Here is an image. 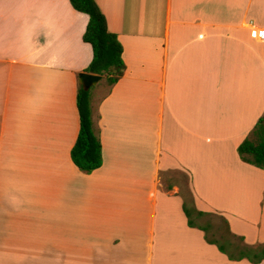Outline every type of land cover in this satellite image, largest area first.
<instances>
[{"label":"crops","instance_id":"0c3cea01","mask_svg":"<svg viewBox=\"0 0 264 264\" xmlns=\"http://www.w3.org/2000/svg\"><path fill=\"white\" fill-rule=\"evenodd\" d=\"M93 2L123 71L89 88L101 166L84 173L69 151L87 17L68 0H0V264H251L181 204L264 243V170L236 152L264 117V0Z\"/></svg>","mask_w":264,"mask_h":264},{"label":"trees","instance_id":"16d2710c","mask_svg":"<svg viewBox=\"0 0 264 264\" xmlns=\"http://www.w3.org/2000/svg\"><path fill=\"white\" fill-rule=\"evenodd\" d=\"M68 2L73 11L87 17L81 41L89 45L91 59L83 73L99 76L108 86L113 85L123 71L121 47L115 35L107 32L105 21L93 0ZM89 90L84 91L80 85L77 86L75 109L78 130L69 151L71 164L84 173H90L101 166V147L91 126ZM236 152L241 162L264 170V117L256 121L249 135L238 145ZM181 207L187 226L202 231L204 240L214 245L228 260L245 259L251 264H256L264 259V243L248 245L243 242L241 236L230 232L223 218H217V225L208 222L200 224L198 220L213 215L198 211L192 205L187 206L184 200Z\"/></svg>","mask_w":264,"mask_h":264},{"label":"water","instance_id":"95a60500","mask_svg":"<svg viewBox=\"0 0 264 264\" xmlns=\"http://www.w3.org/2000/svg\"><path fill=\"white\" fill-rule=\"evenodd\" d=\"M99 79V76L86 73H81L77 76V82L84 91L89 90V88L94 86L99 81Z\"/></svg>","mask_w":264,"mask_h":264},{"label":"rangeland","instance_id":"374dc122","mask_svg":"<svg viewBox=\"0 0 264 264\" xmlns=\"http://www.w3.org/2000/svg\"><path fill=\"white\" fill-rule=\"evenodd\" d=\"M103 81V80H102ZM176 179V178H175ZM177 181V183H179L178 185H181V184H183V179L181 178V177H179L178 179H176ZM206 222H208V223H210V224H212V225H217V224H219L218 223V219L217 218H215V217H208V218H202V219H200V220H198V223H200V224H202V223H206Z\"/></svg>","mask_w":264,"mask_h":264},{"label":"built area","instance_id":"2783aa9c","mask_svg":"<svg viewBox=\"0 0 264 264\" xmlns=\"http://www.w3.org/2000/svg\"><path fill=\"white\" fill-rule=\"evenodd\" d=\"M255 37L257 41L264 43V29H256L255 30Z\"/></svg>","mask_w":264,"mask_h":264}]
</instances>
